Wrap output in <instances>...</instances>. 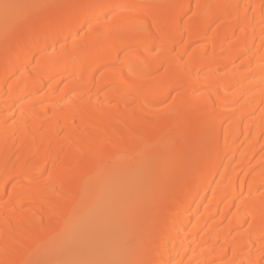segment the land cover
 I'll return each mask as SVG.
<instances>
[{"label":"bare ground","instance_id":"6f19581e","mask_svg":"<svg viewBox=\"0 0 264 264\" xmlns=\"http://www.w3.org/2000/svg\"><path fill=\"white\" fill-rule=\"evenodd\" d=\"M3 2L0 264H264V0Z\"/></svg>","mask_w":264,"mask_h":264},{"label":"snow or ice","instance_id":"6c2138e0","mask_svg":"<svg viewBox=\"0 0 264 264\" xmlns=\"http://www.w3.org/2000/svg\"><path fill=\"white\" fill-rule=\"evenodd\" d=\"M41 7H44L43 5H16L11 4L7 2L0 3V9L3 10L5 20H9L10 18L13 20V26L16 28H25L29 23V17L31 15V12H26L24 14H17L14 17H10V13L13 10L20 9V8H26L29 10L32 9H39ZM93 11L90 13L89 17L86 20L87 25L89 27L93 23H99L101 21H107L110 19L112 15L115 13L123 10V6L121 5H112V4H95V5H89L88 6ZM176 9H181V5H174L171 6ZM183 15H187V13H183ZM142 30H146V27L143 24L139 25ZM75 35H79V31L75 33ZM208 101V111H207V121L205 124V146H204V162L210 163L211 157L214 152L215 148V137H216V124H215V104L211 100V97H207ZM247 175V173H246Z\"/></svg>","mask_w":264,"mask_h":264},{"label":"rangeland","instance_id":"374dc122","mask_svg":"<svg viewBox=\"0 0 264 264\" xmlns=\"http://www.w3.org/2000/svg\"><path fill=\"white\" fill-rule=\"evenodd\" d=\"M34 1L51 4L52 2L57 1V0H34Z\"/></svg>","mask_w":264,"mask_h":264}]
</instances>
